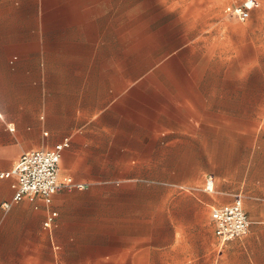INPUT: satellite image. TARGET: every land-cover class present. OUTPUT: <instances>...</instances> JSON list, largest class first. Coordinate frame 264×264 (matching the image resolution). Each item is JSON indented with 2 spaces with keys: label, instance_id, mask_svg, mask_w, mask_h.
<instances>
[{
  "label": "crops",
  "instance_id": "crops-1",
  "mask_svg": "<svg viewBox=\"0 0 264 264\" xmlns=\"http://www.w3.org/2000/svg\"><path fill=\"white\" fill-rule=\"evenodd\" d=\"M2 1L11 5L0 12V172L23 152L61 143L60 177L84 187L62 185L49 202L16 201L13 178H0V264H61L63 250L142 240L134 194L142 178L159 176L154 248H175L183 233L184 254L200 250V264H264V91L256 96L254 72H239L238 53L218 35L225 7L239 1L223 12H167L174 0L170 8L154 0V30L136 72L85 51L78 29L70 45H49L41 12L36 24L31 12L15 14V2L40 0ZM161 2L165 12L156 11ZM249 19L247 48L257 33L264 49V0ZM229 28L237 45L238 28ZM236 196L250 227L222 244L211 212Z\"/></svg>",
  "mask_w": 264,
  "mask_h": 264
},
{
  "label": "rangeland",
  "instance_id": "rangeland-1",
  "mask_svg": "<svg viewBox=\"0 0 264 264\" xmlns=\"http://www.w3.org/2000/svg\"><path fill=\"white\" fill-rule=\"evenodd\" d=\"M229 0H174V10L167 12H223V6ZM241 1V0H238ZM206 3V4H205ZM169 8L171 0L167 1ZM11 2L0 0V12H4ZM154 0H109V1H85V0H40L30 2H15V14H27L31 12L32 24H36L38 14L41 12L42 23L48 27L46 41L49 45L63 41L64 45H70L76 39V30L88 42L85 51L104 53L114 63L120 58L127 72H136L140 65L142 55L146 53L151 40V31L154 30ZM166 3H159L157 12H165ZM225 16V15H224ZM249 20L239 21L236 18L225 16L220 21L221 34L224 41V49L232 45L233 53H238L239 72L255 74L254 90L256 96L264 91V49L259 48L261 34L256 33L255 48H247L246 26ZM62 28V32L54 33L53 27ZM230 26H236L238 37L237 45L230 41ZM59 31V30H58ZM233 35V36H234ZM259 37V39H257ZM226 40V41H225ZM104 42V44H103ZM71 51L70 49L65 50ZM66 57V55H65ZM252 59L254 66L252 67ZM249 65V67H248ZM181 71H187L183 68ZM194 163H197L195 161ZM180 166L182 161H176ZM181 172V171H179ZM164 177L142 178V187L136 196L137 212L142 219V240L119 241L110 239L104 241L109 249L100 250H63L61 264H200V250L192 252V255L184 254L183 233L178 235L175 248H154V181ZM182 176H176L175 181L180 182ZM130 196H133L130 194ZM126 210H133L134 201L127 200ZM110 238L115 234L106 235ZM186 253H188V249ZM76 253V254H74ZM104 253V255H103ZM89 254V255H87ZM191 257V259L189 258Z\"/></svg>",
  "mask_w": 264,
  "mask_h": 264
},
{
  "label": "built area",
  "instance_id": "built-area-1",
  "mask_svg": "<svg viewBox=\"0 0 264 264\" xmlns=\"http://www.w3.org/2000/svg\"><path fill=\"white\" fill-rule=\"evenodd\" d=\"M257 6L258 0H241L235 4H228L225 10L230 17L246 21L250 12ZM61 150L62 144L59 143L52 149H33L23 152L12 168L0 172V178H13L11 186L14 190V200L18 201L24 197L32 199L40 195L49 202L62 185L67 188L84 187L83 184L76 183L71 176L60 177ZM211 183V178H208L207 187ZM4 206L8 207L9 203L5 202ZM211 216L215 234L222 244L245 234L251 223L240 196H236L232 202L215 207ZM52 218V216L48 217L46 226L50 225Z\"/></svg>",
  "mask_w": 264,
  "mask_h": 264
}]
</instances>
